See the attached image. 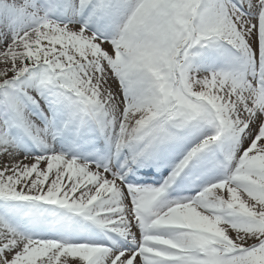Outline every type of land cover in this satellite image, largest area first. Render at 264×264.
<instances>
[{"label": "snow or ice", "instance_id": "snow-or-ice-1", "mask_svg": "<svg viewBox=\"0 0 264 264\" xmlns=\"http://www.w3.org/2000/svg\"><path fill=\"white\" fill-rule=\"evenodd\" d=\"M0 264H264V0H0Z\"/></svg>", "mask_w": 264, "mask_h": 264}]
</instances>
